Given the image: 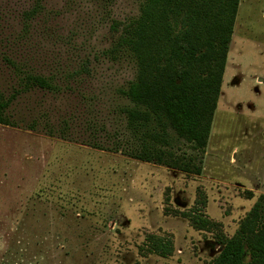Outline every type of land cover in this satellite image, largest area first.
<instances>
[{
  "label": "rangeland",
  "instance_id": "rangeland-1",
  "mask_svg": "<svg viewBox=\"0 0 264 264\" xmlns=\"http://www.w3.org/2000/svg\"><path fill=\"white\" fill-rule=\"evenodd\" d=\"M33 2L0 0V264H212L264 202V0H239L205 146L164 164L115 150L135 66L105 51L145 0H44L11 51ZM26 72L54 89L14 94Z\"/></svg>",
  "mask_w": 264,
  "mask_h": 264
},
{
  "label": "trees",
  "instance_id": "trees-1",
  "mask_svg": "<svg viewBox=\"0 0 264 264\" xmlns=\"http://www.w3.org/2000/svg\"><path fill=\"white\" fill-rule=\"evenodd\" d=\"M238 4L239 0H145L138 18L129 22L105 51L111 58H131L135 66L134 80L119 92L125 101L121 114L127 137L119 141L116 151L128 158L164 164V159H174L172 150L181 140L205 146ZM46 11L44 0H34L21 14L20 30L6 47L19 51L29 45L32 24L47 23ZM19 87L14 94L54 89L51 79L27 72ZM14 96L6 99L0 93V124H6L4 113ZM192 166L182 168L190 172ZM263 220L261 201L254 205L239 233L220 243L222 249L212 264H264ZM155 245L157 251L158 247L167 249Z\"/></svg>",
  "mask_w": 264,
  "mask_h": 264
}]
</instances>
